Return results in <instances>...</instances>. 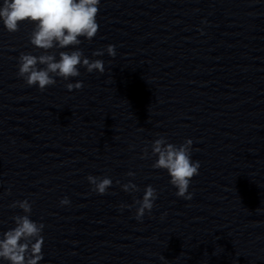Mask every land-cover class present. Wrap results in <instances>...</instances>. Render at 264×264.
I'll use <instances>...</instances> for the list:
<instances>
[{
	"label": "water",
	"instance_id": "obj_1",
	"mask_svg": "<svg viewBox=\"0 0 264 264\" xmlns=\"http://www.w3.org/2000/svg\"><path fill=\"white\" fill-rule=\"evenodd\" d=\"M97 21L78 47L105 71L81 67L71 92L18 77L19 54L41 51L33 24H0V231L28 199L45 224L38 264H264V0H101ZM108 44L115 57L92 56ZM157 134L193 140L190 200L141 158ZM89 174L113 184L98 194ZM149 184L158 197L137 221Z\"/></svg>",
	"mask_w": 264,
	"mask_h": 264
},
{
	"label": "clouds",
	"instance_id": "obj_2",
	"mask_svg": "<svg viewBox=\"0 0 264 264\" xmlns=\"http://www.w3.org/2000/svg\"><path fill=\"white\" fill-rule=\"evenodd\" d=\"M100 4L101 0H0V24L9 33L18 31L22 22L33 24L29 42L34 49L41 50L38 55L31 52L19 54L17 76L41 92L61 78L67 82L65 87L71 92L83 87L82 80H70L80 76L81 67L88 73H104V61L91 59L78 47L82 43L81 38L91 41L97 34ZM105 51L111 57L116 56L114 44L93 51L92 56H103ZM157 136L151 142V153L146 145L141 158L149 155L156 157L151 167L166 170L169 183L176 189L175 195L190 200L193 193L189 187L200 169V162L192 158L193 140L186 138L183 143L176 145L169 142L165 135ZM127 175L132 177L135 173L128 171ZM87 180L92 191L98 194L106 193L113 184L112 178L107 175L89 174ZM116 183L125 192L139 191V186L132 180L123 184L117 180ZM10 192L11 189H7L5 194ZM157 197V189L149 184L145 186L142 198H134V203L138 205L135 209L137 221H142L146 212L151 214ZM59 203L62 206L69 205L70 199L65 196ZM8 206L20 208L23 214L14 215L13 226L0 231V264H38L44 259L42 247L45 224L42 220L31 218L32 203L28 199L14 200ZM131 207L124 203L120 205L121 209Z\"/></svg>",
	"mask_w": 264,
	"mask_h": 264
}]
</instances>
